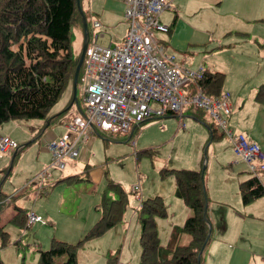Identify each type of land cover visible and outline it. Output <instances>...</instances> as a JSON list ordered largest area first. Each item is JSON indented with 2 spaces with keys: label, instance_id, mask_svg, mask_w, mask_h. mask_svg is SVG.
Here are the masks:
<instances>
[{
  "label": "rangeland",
  "instance_id": "obj_1",
  "mask_svg": "<svg viewBox=\"0 0 264 264\" xmlns=\"http://www.w3.org/2000/svg\"><path fill=\"white\" fill-rule=\"evenodd\" d=\"M162 1L170 3V6L179 12L178 24L172 35L154 32L155 39L161 42L165 54L174 58V64L190 71H196L195 68L199 64L201 66L217 64L223 71L232 72L228 75L233 84L241 85L243 81L246 82L243 94L245 93L246 97L252 100L255 92L251 82L256 78L264 81V4L260 0ZM104 2L105 0H81L90 37L94 35L92 23L95 19L91 13L93 11L101 14ZM257 7L263 8L259 20H255L252 16L254 14L252 9ZM240 8L251 9L248 25L244 28V38H249L242 47H238L235 51L237 58L246 59L247 62L240 67L236 65L232 67L230 57L233 53L228 49H218V47L228 43L224 41L227 38L222 36L227 14ZM88 9L90 12L87 13L85 10ZM104 11L107 10L104 9ZM105 20H110V17ZM101 22L105 27H108L105 30V27L102 26L107 37L98 40V43L103 45L106 39L112 37V33L119 24L110 26L104 21ZM122 24L127 31L126 20ZM234 36L237 34L234 33ZM162 41L167 42V45H164ZM90 44L89 40L86 43L87 49ZM84 46L83 29H73L71 42L73 60L80 56ZM212 49L214 50L212 51ZM86 61L87 52L82 71ZM73 89L72 82H69L55 105L52 106L53 108L51 107L49 118L61 114L62 120L49 125L40 137H38V131L44 126V120L11 121L0 126V137H9L18 146L17 149L9 153L0 152V192L7 196L6 205L11 199L5 211L0 212V225L5 226L4 229L9 234V246L0 247V259L6 264H37L43 253L47 255H43L44 257L52 261L50 264H108L109 254H112L110 264H139L140 224L136 214L139 197L145 199L161 193L162 198L166 201L167 218L156 220L161 245H167L170 231L179 221L176 211L174 208L172 211L171 207L180 199L176 197L175 192L169 194L163 192L169 183L166 180H160L159 172L162 168L198 166L193 162L185 165L179 163L182 158L187 162L186 153L188 150H196V158L203 159L204 168L206 166L212 168V166L231 165L239 166L244 172L249 173L246 165L237 158L238 165L233 162L230 164L231 160H227L229 158L228 147L232 146V142L228 138L224 137L211 146L209 145L208 153L207 147L204 151L201 148L197 149L196 142L192 144V140L182 134H179L175 140L169 141L177 129L178 119L176 117L152 119L142 123L133 134L134 146L129 141L121 142L122 138H118L120 133H115L110 128L99 130L102 137L97 133L84 135L77 140L78 157L75 160L67 161L66 168L63 170L49 167L51 155L48 149L51 141L49 139L58 141L68 133L67 126L76 125L78 128H82L86 123L82 77L77 80L75 99H73ZM225 94L230 96L229 93ZM249 95L251 96L249 97ZM73 101H77V103H72ZM207 117L209 119L208 114ZM171 122H175V125ZM49 133L52 136L47 138ZM124 137L127 140L129 135ZM108 139H112V141L106 142L105 140ZM166 141L169 142L160 147H154L158 143ZM257 145L264 153V144L257 143ZM223 147H226L227 150ZM145 149H152L151 153L139 156V160H136L135 154ZM16 151L18 153L13 159ZM194 160L200 163V159ZM47 168L49 179L38 178L39 172ZM86 169L89 171L90 182L73 183L71 186L65 184L52 186L57 180L72 174H82ZM227 171L230 172L228 177L238 176L228 167L218 170L220 173ZM262 174L264 176V173L256 176L260 177ZM107 180L116 181L129 193V204L124 217L118 225L107 230L102 236L78 246L77 243L84 232L67 234L69 229L67 225L73 224L72 227H76L87 221H93V219L95 223L98 221L100 213L96 211V207L106 190ZM170 180L174 182L173 177H170ZM223 182L219 187V197L214 203L219 204L222 201L221 186ZM136 186L139 188V192L133 193L131 190ZM42 188H44L45 194L39 195ZM13 196L15 199H12ZM110 197L114 198L111 194ZM173 198L177 201H172ZM217 204L214 205L219 208L220 205ZM15 205L24 208L27 215L33 213L50 217V220L41 219L37 224L29 226L28 229H21L10 221L15 213ZM182 206L184 205L182 204ZM260 224L254 222L241 226L248 236L250 242V245L247 244L248 247H252L257 254L251 264H264V225ZM188 241L189 236L183 234L181 243L186 244ZM94 242L99 243L93 244ZM47 259L45 260L48 262ZM229 260L230 253L228 251L221 250L213 243L209 244L207 264H228Z\"/></svg>",
  "mask_w": 264,
  "mask_h": 264
},
{
  "label": "trees",
  "instance_id": "obj_2",
  "mask_svg": "<svg viewBox=\"0 0 264 264\" xmlns=\"http://www.w3.org/2000/svg\"><path fill=\"white\" fill-rule=\"evenodd\" d=\"M81 4V0H0V126L11 121L44 120V126L38 131L40 137L49 125L56 123L58 116L49 118V113L67 84H74L79 63L80 56L73 60L71 42L73 29L84 30L85 13ZM85 24L88 39L86 21ZM202 70L201 78L187 83L185 89L188 94L203 92L208 97L219 98L223 94L225 75ZM81 76L80 69L78 79ZM255 101L264 106V83L258 88ZM184 114L210 130V141L224 138L225 135L202 109L187 106ZM150 117H176L179 120L177 114L168 110L164 115ZM123 135L125 133L120 132V136ZM99 136L102 137L101 134ZM139 154L149 155L150 150ZM85 174L71 175L62 180L76 184L87 183L89 178ZM161 175L174 177L175 195L191 210V216L182 227H172L168 245L161 248L156 220L167 218L166 206L161 197L142 200L137 211L140 224L139 264H204L203 252L211 234L204 187L205 170H164ZM239 192L242 203L248 205L264 196V186L254 176L239 185ZM110 194L114 196L113 199ZM128 196L129 193L121 184L107 180L106 190L96 207L100 218L77 245L98 238L118 225L123 219ZM6 198L0 193V212L5 208ZM14 210L16 215L10 221L21 229H28V215L19 207L15 206ZM4 228L0 226L2 248L9 246V234ZM183 234L189 236L186 244L181 243ZM43 255L47 256L43 253L37 264H50L52 261ZM111 256L109 254L108 264ZM0 264L6 263L0 259Z\"/></svg>",
  "mask_w": 264,
  "mask_h": 264
},
{
  "label": "built area",
  "instance_id": "obj_3",
  "mask_svg": "<svg viewBox=\"0 0 264 264\" xmlns=\"http://www.w3.org/2000/svg\"><path fill=\"white\" fill-rule=\"evenodd\" d=\"M129 31L120 47L93 44L83 75L86 123L82 128L68 126L69 133L50 142L52 166L63 170L66 162L78 156L77 140L92 133L94 127L126 133L133 125L165 110L181 115L187 106L208 113L216 128L231 140L234 153L249 171L264 172V153L244 134H233L227 119L232 113L229 95L212 98L198 92L184 91L187 83L201 78L202 68L190 71L174 64L157 43L154 32H168L162 14L168 6L161 0H123ZM100 24L94 23L98 28ZM17 145L0 137V152L8 153ZM137 189V187H135Z\"/></svg>",
  "mask_w": 264,
  "mask_h": 264
},
{
  "label": "crops",
  "instance_id": "obj_4",
  "mask_svg": "<svg viewBox=\"0 0 264 264\" xmlns=\"http://www.w3.org/2000/svg\"><path fill=\"white\" fill-rule=\"evenodd\" d=\"M260 1L264 4V0H260ZM102 8L103 9L101 11V14H99V13L97 14L93 11L91 13L95 18L94 21H97L100 24L99 28H94L93 23H92V30L94 33V35H92V36L95 37L96 35H98L99 36L98 40L100 38L104 39L105 37H107V33H105V31H103L104 28L102 26H104V25L102 24L101 21L106 22L110 26H113L115 24H119V26L112 33V37H110L109 39H106L105 41L103 40L104 41L103 45L104 46H111V47L121 46L123 41H124V37L127 33V31H125L124 26L122 24L123 21H125V19H124L125 3L123 2V0H105L104 7L102 6ZM82 9H83V6H82ZM104 9L107 11H104ZM85 11L88 13V12H90V9L85 10ZM252 11H254V14L252 15L253 18L255 20H259L260 12L263 13V8L261 9L260 7H257L255 9H252ZM250 12H251L250 8H240L238 10L231 11L227 14V19H226L225 25H224L225 29L222 33V36L224 38H227L224 41L228 42V43L220 45L218 47V49H228V51H231L233 53L230 57V65L232 67L235 65L240 67L247 62L246 59L237 58L235 51L238 47H242L243 43H245L246 40L249 38V37L244 38V35H245L244 34V28L248 25ZM109 17H110V20H105L106 18L108 19ZM162 20L170 26L168 34L172 35L174 33V28L178 24L179 12L177 11L176 8H172L170 6V8L165 13H163ZM107 28L108 27H105V30ZM87 30H88V28H87ZM234 33H236L237 36H234ZM88 35L90 36L89 33H88ZM162 43L164 45H167V42H165V41H162ZM160 44H161V42H160ZM213 50L214 49H212V51ZM201 67L203 69L210 70L212 73L217 72V73H222L225 75V82H224V88H223L224 91L223 92L230 94L231 99H232V106H233L232 115L228 119V128L231 130V132L233 134L243 133L249 141L256 143V144L257 143L264 144V106L258 104L255 101V96H256L257 90L260 87V85H262L264 83V81H262V79H260V78H256L255 80H253L251 82L253 90L255 93H254V98L252 100H250L249 98L246 97L245 93L243 94V92L245 91L244 86H245L246 82L243 81L241 83V85L240 84H238V85L233 84L230 81V78L228 75V74L232 73L231 71H229V70L223 71L222 69H220L218 67L217 64L207 65V66H204V65L201 66L199 64L198 67H196L195 69L198 70ZM227 75H228V77H227ZM250 96L251 95H249V97ZM57 116L58 117L56 118V123L60 122L62 120L61 114H58ZM163 118L165 119L166 117H163ZM163 118H156V119H163ZM184 119H186V120H184ZM171 123H173L175 125V122H171ZM137 129L138 128H136V129L134 128L131 131L133 132V130H134V133H135L137 131ZM130 132L123 135V136H118V138H122L121 142L127 143L129 141V139L133 136L132 134H134V133H130ZM210 133H211L210 130L204 124H202L198 121H195L191 117H188L187 115L184 114L180 123L178 120L177 129L175 130L173 137L169 141L175 140V138L177 136H179V134H182L184 137H188L189 139H191L192 144H193V142H196V144L198 145L197 149L201 148L204 151L205 148L207 147V153H208L210 150L209 145L211 146L213 143H216V142L220 141L221 139H223V138H221L217 141L212 142V141H210V135H211ZM127 135H129V137L126 140V138L124 136L127 137ZM51 136H52L51 133H49L47 135V138H50ZM50 140H52V139H49V141ZM169 141H166L164 143H158L154 147H160L161 145L168 143ZM223 148L225 150H227L226 147H223ZM14 149H16V148L11 147L9 149L8 153ZM228 149H229V158L227 160H231L230 164H232V162H233V164L238 165L239 162H237V159L239 160V158L235 155L234 150H233V146L228 147ZM145 150H150V153H151L152 149H145ZM142 151H144V150H142ZM263 151H264V149H263ZM17 153L18 152L16 151L13 155L14 159L16 157L15 154H17ZM139 153L140 152H137L135 154L136 160H139L138 157L141 156ZM196 155H197L196 150H188V152L186 153L187 162L185 161L184 158H182L179 161V163L182 165H185L187 163L193 162V163L197 164L198 166H169V168L164 167L160 170V172H159L160 180H166L169 183L167 188H165L163 190V192H165L167 194H169L171 192H175L176 191V184H175V179L173 176L167 175L166 177H162L161 171H164V170H167V171H170V170L171 171L172 170H189V171L198 172L201 170H205L204 187H205V191H206L207 199H208L207 210H208V217H209L208 220L210 222L209 228L211 229V234L209 237V241H208V243L204 249V252H203V262H204V264H207V257L209 255V244L213 243L214 245H216L221 250H223L225 252L228 251L230 253V260H229L228 264H251V261L257 257V254L255 253V251L253 250L252 247H248V245H250V242L248 240V236H247L246 232L241 229V226H245L246 224L250 225L254 222H258V223H261L260 225H264V196L253 201L252 203H250L248 205H244L241 201V198H240L239 185L242 182H245V181L251 179L252 175L250 173L244 172V170L242 168H240L239 166H231V165H229V166H212V168H210V166H206L204 168L203 167V159L202 158H196ZM215 157H217L216 154H215ZM194 159H200V163L195 162ZM241 163H243V162L241 161ZM50 166H51V156H50ZM225 167L231 168L233 173L236 176L238 174V176L235 178H231V177H228L230 175V172H228V171L224 172V173L218 172V170H220L221 168H225ZM246 167H247V165H246ZM247 169H248V167H247ZM46 170L47 169H43L42 171H40L39 175L42 172H45ZM85 172L87 174L86 177L89 178L88 169H86L84 171V173ZM72 175H76V174H72ZM69 176H71V175H68L65 178H68ZM170 177H173L174 182H172V180H170ZM48 179H49V177H47L45 180H48ZM62 179L57 180L52 186H58L61 184H65L67 186L73 185V183L67 182V181L62 180ZM258 179L261 182V184L264 186L263 174H262V176L258 177ZM88 182H90V178H89ZM222 182H223V184L221 186L222 201H220V203L217 204V203H214V201L217 200L219 197V187H220ZM173 183H174V186H173ZM124 190L127 191L126 189H124ZM41 194L42 195L45 194L44 188H42L39 191V195H41ZM2 195H3V197H7L4 194H2ZM154 197H161L162 198V194L158 193L155 196L145 198L143 200L152 199ZM12 199H15V196H13ZM163 201H164V204L166 206V209H168V207L166 205V201L164 199H163ZM172 201H177V200L175 198H173ZM10 202H11V199L7 203V205L5 204L6 206L2 210V213L8 207V204H10ZM181 203L184 206H186L183 203V201L180 199V201H177L174 205H172L173 207H171L172 211H173V208L176 211V217L179 221H177L175 225L178 227H182L185 220L191 216V210L187 206H186L187 208L182 206ZM128 204H129V201H128ZM128 204L126 206V209L128 207ZM214 204L220 205V207L216 208L217 206ZM15 206L19 207L17 205H15ZM15 206H14V208H15ZM19 208L24 210V208H22V207H19ZM227 208H229V210H226ZM167 213H168V210H167ZM15 215H16V213L13 214L11 219ZM36 216L39 217L40 221H41V219H45L47 221L50 220V217L41 216V215H36ZM123 217H124V215H123ZM180 222L182 225L180 224ZM48 223H50V222H48ZM94 223H95V221L93 219V221L92 220L89 222L87 221L85 223L77 225L76 227H72L73 224H68L67 226L69 227V229H68L67 234H73L75 232H84L83 233V236H84L85 233H87L92 228ZM179 224H180V226H179ZM84 230H86V231H84ZM170 233H171V231H170ZM168 242H169V239H168ZM96 243H99V242H94L93 244H96ZM167 245H168V243H167ZM160 246H161V248L166 247V246L161 245V243H160Z\"/></svg>",
  "mask_w": 264,
  "mask_h": 264
},
{
  "label": "clouds",
  "instance_id": "obj_5",
  "mask_svg": "<svg viewBox=\"0 0 264 264\" xmlns=\"http://www.w3.org/2000/svg\"><path fill=\"white\" fill-rule=\"evenodd\" d=\"M162 1V0H161ZM124 2V1H123ZM162 2H164V1H162ZM167 6H168V8L165 10V12L170 8V4L169 3H166V2H164ZM165 12H163V13H165ZM163 15V14H162ZM126 20V19H125ZM95 22H97V21H94L93 22V27H94V23ZM126 22L128 23V21L126 20ZM166 25H168L167 23H166ZM95 28V27H94ZM99 28V27H98ZM168 28L170 29V26L168 25ZM169 29H168V32H169ZM84 31V30H83ZM129 31V23H128V30H127V32ZM168 32H166V33H162V34H167ZM85 34H86V31L84 32V36H85ZM98 35H96L95 37H90L89 36V38L87 39V34H86V36H85V45H86V43H88V41L90 40L91 41V44H90V47H89V49H87V46H86V52H87V61H86V65H85V67H84V70L82 71V73L86 70V67H87V64H88V60H89V52H90V48H91V46L93 45V44H97V45H101V44H99L97 41H98ZM157 43L161 46V44L157 41ZM101 46H104V45H101ZM104 47H110V48H116V47H120V46H114V47H111V46H104ZM165 51V50H164ZM86 52H85V55H86ZM82 54V53H81ZM81 54H80V57H79V60H80V58H81ZM84 59H85V56H84ZM83 62H84V60H83ZM173 62H174V60H173ZM82 65H83V63H82ZM82 65H81V70H82ZM177 65V64H176ZM177 66H179V67H182V66H180V65H177ZM183 68V67H182ZM80 72V71H79ZM79 75V74H78ZM77 93V92H76ZM203 93V92H202ZM194 94H196V93H194ZM193 94V95H194ZM77 95V94H76ZM222 95H228V94H225V93H223ZM76 97V96H75ZM232 101V100H231ZM84 104H85V114H84V117L86 118V101L84 100ZM202 111H204V110H202ZM232 111H233V106H232ZM205 112V111H204ZM205 113H207V112H205ZM208 114V113H207ZM231 115H232V113H231ZM230 115V116H231ZM229 116V117H230ZM210 119V118H209ZM181 120H182V118H179V123L181 122ZM210 121H212L211 119H210ZM213 122V121H212ZM143 122H141V123H139V124H136V125H133L131 128H130V130L128 131V132H126L125 134H127V133H129L132 129H134V128H139L140 127V125L142 124ZM214 123V122H213ZM68 127V126H67ZM67 130H68V128H67ZM99 128H97V127H94L93 128V130H92V133L90 134V135H92L93 133H97V134H100L99 133ZM101 130H103V129H101ZM114 132V131H113ZM68 133H69V130H68ZM67 133V134H68ZM115 133H120V132H115ZM130 133H132V131L130 132ZM64 135H66V134H64ZM63 135V136H64ZM62 136V137H63ZM133 137V136H132ZM132 137L129 139V142L134 146L135 145V142L134 141H132ZM9 138V137H8ZM52 141H55V140H51L50 142H52ZM50 142H49V144H50ZM17 145V144H16ZM17 148H18V146H17ZM16 148V149H17ZM261 149V148H260ZM78 157V156H77ZM76 157V158H77ZM75 158V159H76ZM74 159V160H75ZM69 161H73V160H69ZM245 164V163H244ZM246 165V164H245ZM50 167H53L52 165L50 166ZM65 168H66V166H65ZM64 168V169H65ZM249 170V169H248ZM249 173L252 175V177H257L258 178V176H256V175H254V174H252L250 171H249ZM261 173H264V172H261ZM258 174H260V173H258ZM47 177H50V175H49V173H48V168H47V170L45 171V172H42L40 175H38V178H41V179H43V180H45ZM137 187V186H136ZM132 192H134V193H138L139 192V188L137 187V189H135V187H133L132 188V190H131ZM142 200L143 199H141V197H139V207H138V209L140 208V205H141V202H142ZM138 209H136V214H137V211H138ZM38 222H40V219H39V217H37L36 215H34L33 213H31V214H29L28 215V220H27V222H26V224H27V226H31V225H33V224H36V223H38ZM83 237V236H82ZM82 239V238H81Z\"/></svg>",
  "mask_w": 264,
  "mask_h": 264
},
{
  "label": "water",
  "instance_id": "obj_6",
  "mask_svg": "<svg viewBox=\"0 0 264 264\" xmlns=\"http://www.w3.org/2000/svg\"><path fill=\"white\" fill-rule=\"evenodd\" d=\"M83 24H84V30L86 31V24H85L84 18H83ZM85 36H86V34H85ZM85 52H86V45L83 48V51H82V54H81V58H80L79 63L77 65L75 76H74V84H73V86H74V97H75L76 92H77V78H78V74H79L81 65H82L83 60H84Z\"/></svg>",
  "mask_w": 264,
  "mask_h": 264
}]
</instances>
